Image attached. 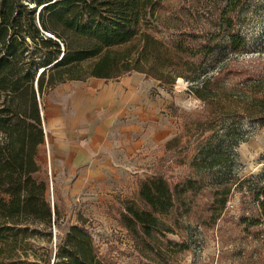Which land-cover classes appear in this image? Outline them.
I'll use <instances>...</instances> for the list:
<instances>
[{
	"label": "trees",
	"instance_id": "1",
	"mask_svg": "<svg viewBox=\"0 0 264 264\" xmlns=\"http://www.w3.org/2000/svg\"><path fill=\"white\" fill-rule=\"evenodd\" d=\"M180 1L166 4L174 35L163 42L144 30L163 0H0V264H117L83 215L49 245L60 209L34 174L45 140L40 99L67 81L132 72L168 85L185 78L202 101L168 105L182 127L165 142L161 167L138 180L136 198L121 200L115 219L141 264H183L190 245L170 234L187 223L214 229L235 193L252 213L234 227L264 240V166L243 177L235 169L245 127L264 126V67L240 59L254 54L248 11L261 0ZM173 166L186 172L174 179Z\"/></svg>",
	"mask_w": 264,
	"mask_h": 264
},
{
	"label": "rangeland",
	"instance_id": "2",
	"mask_svg": "<svg viewBox=\"0 0 264 264\" xmlns=\"http://www.w3.org/2000/svg\"><path fill=\"white\" fill-rule=\"evenodd\" d=\"M180 2V0H163L162 7L145 25L144 30L167 42L174 35V31L166 28V16L171 13L166 9V4L174 7ZM248 16L249 25L246 35L249 51H253L254 54H248L240 59H250L252 64H261L264 67V0L251 7ZM122 80H131L138 84V93L143 99L138 102V105L144 112H154L156 120L154 153L145 154L142 157L143 160H138L137 164L128 169V179L122 184V188L109 193L108 195H113L111 198L106 196L97 199L68 198L67 183L56 182L47 139L44 156L40 154L38 157L40 171L34 176L47 181L49 201L53 200L54 205L56 204L60 209L61 226L53 227V237L49 245H54V234H59L60 230L62 232L71 223H76L79 215H83L87 218L93 237L103 255L111 257L117 264H141V259L134 250L127 231L115 219L118 210L121 209V200L136 198L139 177L151 175L161 167L159 158L165 153V142L182 127L179 118L169 115L168 105L174 102L181 108L193 110L202 107V101L194 97L189 91L191 83L182 77H178L173 85H168L148 78L143 73L132 72L117 79H103L100 82L103 90L113 91L117 90L116 86ZM58 86L60 84L56 87ZM104 111V108H99L95 115L99 116ZM245 128L248 131V138L235 148L237 156L235 169L242 177L256 173L264 166V126L247 125ZM185 172L186 166H173L167 174L177 179ZM122 189H124L123 192H120ZM243 208L240 194L235 193L228 202L226 213L214 229L207 231L194 223H187V230L170 234V237L174 239H185L190 245V249L185 253L183 264H264V240L246 236L241 228L234 227L236 226L234 221L240 215L252 213V209ZM37 243L40 247L48 245L45 238L38 239Z\"/></svg>",
	"mask_w": 264,
	"mask_h": 264
},
{
	"label": "crops",
	"instance_id": "3",
	"mask_svg": "<svg viewBox=\"0 0 264 264\" xmlns=\"http://www.w3.org/2000/svg\"><path fill=\"white\" fill-rule=\"evenodd\" d=\"M103 79L67 81L42 98L46 132L38 157L47 139L56 182L67 183L68 198L113 197L108 194L122 188L128 169L154 153L155 114L139 107L138 84L122 80L117 90H103ZM99 108L105 111L97 116Z\"/></svg>",
	"mask_w": 264,
	"mask_h": 264
},
{
	"label": "built area",
	"instance_id": "4",
	"mask_svg": "<svg viewBox=\"0 0 264 264\" xmlns=\"http://www.w3.org/2000/svg\"><path fill=\"white\" fill-rule=\"evenodd\" d=\"M41 114H42V112H41ZM43 128H44V126H43ZM79 131H80L81 133H84V132H85L84 129H79ZM45 132H46V131H45V128H44V133H45ZM79 144H80V145H84V139L80 140ZM48 192H49V187H48ZM50 203H51L52 206H54V201H53V200H52Z\"/></svg>",
	"mask_w": 264,
	"mask_h": 264
}]
</instances>
